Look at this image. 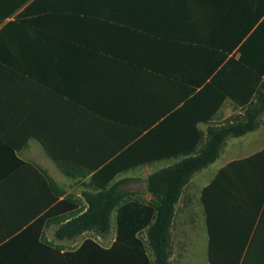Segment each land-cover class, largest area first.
Masks as SVG:
<instances>
[{
    "label": "crops",
    "instance_id": "obj_1",
    "mask_svg": "<svg viewBox=\"0 0 264 264\" xmlns=\"http://www.w3.org/2000/svg\"><path fill=\"white\" fill-rule=\"evenodd\" d=\"M263 21L264 0H0V264H156L150 226L113 247L116 210L106 236L56 234L103 188L159 204L151 176L249 121L182 187L168 263L264 264ZM221 172L237 212L209 216Z\"/></svg>",
    "mask_w": 264,
    "mask_h": 264
},
{
    "label": "trees",
    "instance_id": "obj_2",
    "mask_svg": "<svg viewBox=\"0 0 264 264\" xmlns=\"http://www.w3.org/2000/svg\"><path fill=\"white\" fill-rule=\"evenodd\" d=\"M262 27L263 29L261 31L264 39V21ZM262 69L264 72V61ZM261 89L260 100L264 101V81ZM254 127L255 125L253 122L249 121L243 126H240L239 129L225 128L223 131L221 130L222 133L220 132L215 135L214 140L210 142L202 157L186 160L179 166L151 176L149 180L150 192L158 197L159 204L154 206L121 204L125 198V194L118 191L117 187H112L110 189L103 188L102 191L96 194H87L86 197L89 203L88 210L80 216L63 224L57 231V237L59 239L72 238L87 230H95L103 236L111 230V219L113 212L116 210L117 238L113 247H143V242L139 238V234L146 227L150 226L148 234L155 252V263L169 264V227L172 222L175 203L179 198L182 187L187 183L196 170L215 160L223 140L229 134L237 136L242 135L252 130ZM222 179L223 175L221 172L217 176L215 182L203 191V202L206 205L209 216L212 213L237 212L236 204L233 203V201H230V203H232L230 204L228 201V197L231 198V196H227L223 189L220 188V182ZM260 180L264 182V177L260 178ZM263 204L264 193L262 196V206ZM61 207L63 206H57L54 211L62 209ZM39 223L40 220L37 224L41 225ZM33 227L31 229H33ZM83 246H93L98 248L103 260L109 259L115 253L114 249L106 250L101 248L92 239H87L83 243ZM248 256L250 257V255ZM217 258V255L211 252V264H218ZM246 261H248V259H245V262L242 264H246ZM239 262L240 260H232V262H229L228 264H239Z\"/></svg>",
    "mask_w": 264,
    "mask_h": 264
},
{
    "label": "rangeland",
    "instance_id": "obj_3",
    "mask_svg": "<svg viewBox=\"0 0 264 264\" xmlns=\"http://www.w3.org/2000/svg\"><path fill=\"white\" fill-rule=\"evenodd\" d=\"M113 224L114 223L111 222V226H113ZM110 232H111V230L107 234H105V236L110 234ZM89 233H90V235H93V231L90 230ZM228 256H229V262H232V260H238L239 261L243 257V253L239 254L238 249H237L234 252L230 253Z\"/></svg>",
    "mask_w": 264,
    "mask_h": 264
}]
</instances>
